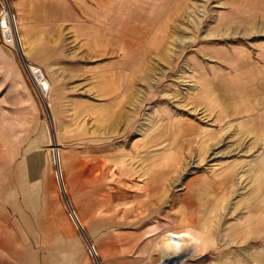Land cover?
Here are the masks:
<instances>
[{"label": "rangeland", "instance_id": "374dc122", "mask_svg": "<svg viewBox=\"0 0 264 264\" xmlns=\"http://www.w3.org/2000/svg\"><path fill=\"white\" fill-rule=\"evenodd\" d=\"M0 17V264H264V0Z\"/></svg>", "mask_w": 264, "mask_h": 264}, {"label": "built area", "instance_id": "2783aa9c", "mask_svg": "<svg viewBox=\"0 0 264 264\" xmlns=\"http://www.w3.org/2000/svg\"><path fill=\"white\" fill-rule=\"evenodd\" d=\"M11 20H12V18H11ZM6 21L9 23L10 19L7 18ZM4 25H5V22L2 21L0 23V30L2 32L3 43L5 45L11 46V47H13L15 44H16V46L20 47V44L15 41V38L13 37V35H11V33H9V32L4 31ZM14 29H15V24H14ZM15 33L17 36V40H19L16 30H15ZM22 60H23V58H22ZM23 64H24L25 69L28 71L29 76L34 78L38 82V85L41 88H43L45 85L40 82V80H44V77L42 76L41 71L37 68L31 67L29 65V63H27L26 61H24ZM91 252H94L93 248L91 249Z\"/></svg>", "mask_w": 264, "mask_h": 264}, {"label": "bare ground", "instance_id": "6f19581e", "mask_svg": "<svg viewBox=\"0 0 264 264\" xmlns=\"http://www.w3.org/2000/svg\"><path fill=\"white\" fill-rule=\"evenodd\" d=\"M1 18V17H0ZM16 39H17V36H16ZM17 43H19V40H17ZM20 44V43H19ZM19 48V50L21 49V46L20 47H18ZM21 51V50H20ZM59 180H61V179H59ZM62 183V182H61ZM70 210V209H69ZM73 212L70 210V217H71V219H72V221H73V223L75 224V226L77 227V226H80V227H78L79 228V231H81L82 232V226L79 224V221H78V219H77V217H76V215H75V213H73ZM168 238H171V237H168ZM171 239H173V238H171ZM98 263V262H97Z\"/></svg>", "mask_w": 264, "mask_h": 264}, {"label": "crops", "instance_id": "0c3cea01", "mask_svg": "<svg viewBox=\"0 0 264 264\" xmlns=\"http://www.w3.org/2000/svg\"><path fill=\"white\" fill-rule=\"evenodd\" d=\"M80 224V223H79ZM77 227H80V226H77Z\"/></svg>", "mask_w": 264, "mask_h": 264}, {"label": "water", "instance_id": "95a60500", "mask_svg": "<svg viewBox=\"0 0 264 264\" xmlns=\"http://www.w3.org/2000/svg\"><path fill=\"white\" fill-rule=\"evenodd\" d=\"M73 214V213H72ZM92 249V248H91Z\"/></svg>", "mask_w": 264, "mask_h": 264}]
</instances>
